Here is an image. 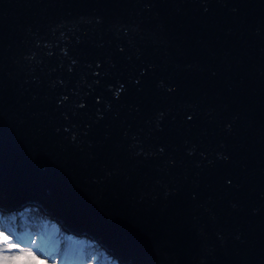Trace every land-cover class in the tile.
<instances>
[{
  "label": "water",
  "instance_id": "95a60500",
  "mask_svg": "<svg viewBox=\"0 0 264 264\" xmlns=\"http://www.w3.org/2000/svg\"><path fill=\"white\" fill-rule=\"evenodd\" d=\"M21 205L119 264H264V0H0Z\"/></svg>",
  "mask_w": 264,
  "mask_h": 264
},
{
  "label": "rangeland",
  "instance_id": "374dc122",
  "mask_svg": "<svg viewBox=\"0 0 264 264\" xmlns=\"http://www.w3.org/2000/svg\"><path fill=\"white\" fill-rule=\"evenodd\" d=\"M35 210L40 215H36L37 211L33 214ZM22 229L31 233L27 242L24 241ZM52 231L57 233L54 241L57 249L44 257L35 243L37 239L32 233L49 235L52 234ZM66 237L74 238L84 247L83 253H86V259L81 264H119L95 242H90L91 238L87 239L83 236L75 238L66 234L65 229L58 221L36 206H21L18 210L10 209L6 212L0 210V264H63L60 260Z\"/></svg>",
  "mask_w": 264,
  "mask_h": 264
},
{
  "label": "trees",
  "instance_id": "16d2710c",
  "mask_svg": "<svg viewBox=\"0 0 264 264\" xmlns=\"http://www.w3.org/2000/svg\"><path fill=\"white\" fill-rule=\"evenodd\" d=\"M26 229V228H25ZM22 229V234L24 235L25 242H27V238L31 236L30 231ZM28 229V228H27ZM37 234V235H36ZM54 234V235H53ZM37 239L35 242L38 248L41 251V254L46 257L57 249V245L54 244L56 238V231H52V234L44 235L38 234L37 232L32 233ZM63 254H61V260L63 264H81L84 263L86 259V253H83L84 247L80 242H76V240L72 237H66L64 242Z\"/></svg>",
  "mask_w": 264,
  "mask_h": 264
},
{
  "label": "bare ground",
  "instance_id": "6f19581e",
  "mask_svg": "<svg viewBox=\"0 0 264 264\" xmlns=\"http://www.w3.org/2000/svg\"><path fill=\"white\" fill-rule=\"evenodd\" d=\"M21 206H22V205H21ZM21 206H20V207H21ZM20 207H19V208H20ZM19 208H18V209H19ZM18 209H17V210H18ZM36 211H37V210H35L33 214H35ZM5 212H6V211H5ZM36 215H40V213L37 211Z\"/></svg>",
  "mask_w": 264,
  "mask_h": 264
}]
</instances>
